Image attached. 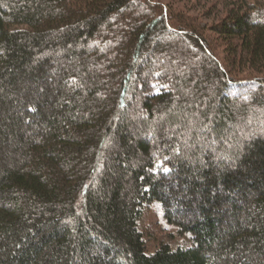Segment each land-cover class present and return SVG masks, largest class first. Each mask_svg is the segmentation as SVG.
Returning <instances> with one entry per match:
<instances>
[{
  "label": "trees",
  "instance_id": "obj_1",
  "mask_svg": "<svg viewBox=\"0 0 264 264\" xmlns=\"http://www.w3.org/2000/svg\"><path fill=\"white\" fill-rule=\"evenodd\" d=\"M238 1L221 60L162 0H0V264H264V11ZM155 209L186 244L149 250Z\"/></svg>",
  "mask_w": 264,
  "mask_h": 264
},
{
  "label": "rangeland",
  "instance_id": "obj_2",
  "mask_svg": "<svg viewBox=\"0 0 264 264\" xmlns=\"http://www.w3.org/2000/svg\"><path fill=\"white\" fill-rule=\"evenodd\" d=\"M166 4H170L172 6L179 5L180 7H185V14L190 18H197V25L203 30L205 36L209 38L214 47V53L221 60H226L231 55V53L236 50V44L230 45V42L226 40V38L221 37L211 31L213 25L218 24L220 20L225 17V14L229 10L232 9L233 4H242L238 0H162ZM246 2L250 3L252 6H256L259 9H263L264 11V0H246ZM257 8V9H258ZM202 12L209 13L212 16L208 18H203L200 15ZM238 51V50H236ZM264 76V75H263ZM146 211V210H145ZM151 211V210H150ZM158 210L149 212L146 215L143 223L142 229L146 233V241L148 243L149 250L155 249L161 242L172 245V247H176L178 245H184V239L179 237H172L168 235L165 225L159 221L158 219Z\"/></svg>",
  "mask_w": 264,
  "mask_h": 264
},
{
  "label": "snow or ice",
  "instance_id": "obj_3",
  "mask_svg": "<svg viewBox=\"0 0 264 264\" xmlns=\"http://www.w3.org/2000/svg\"><path fill=\"white\" fill-rule=\"evenodd\" d=\"M165 171H167V169H165Z\"/></svg>",
  "mask_w": 264,
  "mask_h": 264
}]
</instances>
